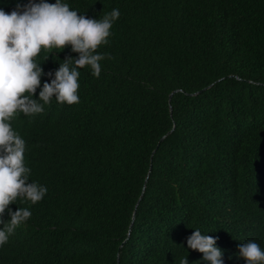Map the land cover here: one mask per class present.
<instances>
[{"label": "trees", "instance_id": "16d2710c", "mask_svg": "<svg viewBox=\"0 0 264 264\" xmlns=\"http://www.w3.org/2000/svg\"><path fill=\"white\" fill-rule=\"evenodd\" d=\"M62 2L120 17L97 49L99 78L78 69L79 103L53 97L12 120L29 182L48 191L9 206L32 215L0 264H210L188 247L195 229L216 239L224 264H246L242 243L264 250V0ZM69 57H79L71 46L36 57L35 99Z\"/></svg>", "mask_w": 264, "mask_h": 264}, {"label": "clouds", "instance_id": "9594fccd", "mask_svg": "<svg viewBox=\"0 0 264 264\" xmlns=\"http://www.w3.org/2000/svg\"><path fill=\"white\" fill-rule=\"evenodd\" d=\"M119 17V10L113 9L103 18L90 19L71 10L62 0L55 3L30 0L27 6L18 5L10 14L0 9V225H3L0 247L32 215L26 208L13 212L9 206L18 198L36 204L48 191L35 181L29 182L31 169L25 165L26 141L13 129L12 120L18 113L25 116L42 113L53 97L60 104L79 103L78 69L90 67L93 76L99 78L100 62L105 55L98 54L97 49L108 44L113 23ZM68 46L79 57L63 60L54 79L43 83L39 99H35L44 75L36 57L42 50L51 52ZM48 75L51 77L52 73ZM6 210L11 217L8 222L3 219ZM187 244L201 252L210 264H224L223 252L212 236L195 229ZM239 256L246 264H264V250L255 241L242 243ZM180 264H188L187 257Z\"/></svg>", "mask_w": 264, "mask_h": 264}, {"label": "water", "instance_id": "95a60500", "mask_svg": "<svg viewBox=\"0 0 264 264\" xmlns=\"http://www.w3.org/2000/svg\"><path fill=\"white\" fill-rule=\"evenodd\" d=\"M212 86V85H211ZM211 86H209V87H211ZM176 92V91H175ZM200 92H195V93H193L192 95H197V94H199ZM173 94H174V92L169 96V101H171V99H172V96H173ZM170 112L172 113V107H170ZM173 130L174 129H172L168 134H170L171 132H173ZM166 137V136H165ZM165 137H163V139L165 138ZM158 146H159V144H158ZM157 146V147H158ZM135 217V216H134Z\"/></svg>", "mask_w": 264, "mask_h": 264}]
</instances>
